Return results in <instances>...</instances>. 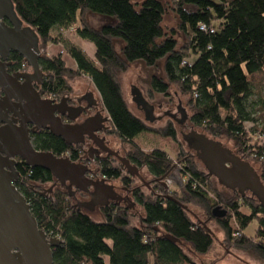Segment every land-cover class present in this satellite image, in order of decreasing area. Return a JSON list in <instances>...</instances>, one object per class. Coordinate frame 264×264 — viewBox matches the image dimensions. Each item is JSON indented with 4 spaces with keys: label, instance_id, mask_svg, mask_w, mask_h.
<instances>
[{
    "label": "trees",
    "instance_id": "trees-1",
    "mask_svg": "<svg viewBox=\"0 0 264 264\" xmlns=\"http://www.w3.org/2000/svg\"><path fill=\"white\" fill-rule=\"evenodd\" d=\"M11 2L17 17L36 33L38 48L44 52L38 60L40 95L61 98L73 92L72 80L87 77L108 118L107 133L128 145V158L145 167L152 177L147 186H132L133 180L119 168L102 162L97 170L99 179L106 183L120 179L122 188L143 212L139 225H132L126 203H109L96 209L101 220L95 221L77 205L73 192L56 186L58 181L51 173L18 160L14 186L24 196L39 229L59 240L52 249L53 264H199L188 252L196 257L209 252L213 244L209 223L223 233L221 245L226 253L241 251L264 264V207L247 191L243 196L219 191L213 184L215 178L199 169L191 152L182 148L170 121L155 129L130 111L118 79L132 63L154 67L163 61V76L151 77L147 97L153 98L154 93L166 96L169 87L175 86L187 97L191 131L232 141L234 155L259 165L258 171L252 169L264 187V0ZM165 9L174 14L177 31L183 35L179 47L176 32L166 33L162 27ZM87 13L111 22L94 28L86 20ZM72 27L79 39L93 45V58L62 33L53 34ZM116 40L122 42L120 53L114 47ZM50 44L62 45L75 69L66 65L62 55L45 54ZM253 97L256 100L252 101ZM143 133L173 141L178 166L162 149L140 150L135 138ZM59 143L34 141L37 150L53 152L60 147L58 150L67 154L52 155H67L76 162L77 148ZM175 171L181 178L178 193L164 188L166 179L176 177ZM188 205L199 208L203 220L191 214ZM214 208L225 216L214 218ZM254 220L257 227L252 236H246L244 231Z\"/></svg>",
    "mask_w": 264,
    "mask_h": 264
},
{
    "label": "water",
    "instance_id": "water-1",
    "mask_svg": "<svg viewBox=\"0 0 264 264\" xmlns=\"http://www.w3.org/2000/svg\"><path fill=\"white\" fill-rule=\"evenodd\" d=\"M10 51L24 59L32 74H15L13 77L6 75L2 62ZM40 56L36 33L17 17L11 0H0V89L3 93L0 99V264H53L52 249L59 244L58 239L48 237L39 229L24 196L14 186L17 160L31 168L48 171L61 185L67 181L66 188L70 194L71 188L89 194L90 200L78 205L83 210L92 211L98 206L109 204L106 199V203L98 205L94 199L106 192L111 195L116 192L103 179H88L85 174L86 166L76 164L68 157L58 158L48 152L37 151L33 147L27 124L34 125L35 129H47L52 135L73 145L80 142L86 134L81 128L62 124L56 116L59 104L54 100L41 99L32 89L31 78L42 74L38 66ZM19 77L24 79V84L18 87L16 79ZM87 92L97 99L90 84L85 93ZM131 95L137 109L143 113L144 122L153 123L159 119L154 117V106L144 99L137 88L131 89ZM14 100L19 103H14ZM9 114H12L11 119H8ZM102 115L108 121L104 112ZM183 140L189 149L196 152L206 171L219 185L242 196L247 191L264 207V187L248 163L203 134L191 131L183 135ZM119 161L126 162L121 158ZM125 203L128 207H133L134 204L132 200ZM212 216L222 218L225 212L214 208Z\"/></svg>",
    "mask_w": 264,
    "mask_h": 264
},
{
    "label": "rangeland",
    "instance_id": "rangeland-1",
    "mask_svg": "<svg viewBox=\"0 0 264 264\" xmlns=\"http://www.w3.org/2000/svg\"><path fill=\"white\" fill-rule=\"evenodd\" d=\"M132 1L136 2L139 0H132ZM91 15L97 16L94 14H91ZM92 18L93 17L90 18V23L95 27H99L101 25V22L98 21L95 17H94V19H92ZM102 18H104L102 20H105V23L107 22V20H109L108 18H105V17H102ZM110 22L111 21L109 20L108 23H110ZM102 23H103V21H102ZM105 23L103 25H105ZM108 23H106V24H108ZM162 27L166 33H168L171 30H174V32H176L174 37L177 41L178 47L184 43L183 35L177 31V20H176L174 14L168 9H165ZM67 30H68L67 32L62 33V35L65 37V39L69 40L72 43H74V40L79 39L75 35V27L69 28ZM60 32L61 31H59V30L58 31L54 30L53 34L56 35ZM116 41L121 42L118 40H116ZM51 45H60V44H50V46ZM114 47H115V50L117 53L121 52V49H119V45L115 44ZM82 48L84 49L83 51L89 57H91V58L94 57V47H93V49H90V50L89 49L87 50L86 47H82ZM46 53L48 55L60 54L63 56V59L66 60L65 63L66 64L68 63L69 59H68V57H66L67 55L65 53H63V51L60 53H52V51L49 49V45H48L45 48V54ZM162 63H163V61H160L154 67H146L142 62H135V63H132L130 65V67L126 73L120 74L118 76V79H119V82H120V85L122 88V92H123L124 97L126 99L127 106L135 116L139 117L140 119L144 118L142 111L137 109L135 103L132 101L131 89L133 87L137 88L141 92L144 99L154 106V117L159 118V119L155 120L153 123H147L146 122V124L151 128L158 129V128L164 127L166 125V123L168 121H170L176 130L177 138H178V141L181 142L182 148L185 151L189 150L191 152V154L194 157V161H195L196 165L199 167V169L206 170L203 162L197 158L196 152L194 150L189 149L188 144L183 140V135H187L193 129L189 124V117H190L191 113H190V110L186 104L187 97L181 95L175 86L169 87V90H168L166 96L154 93L152 96L153 98L150 99L147 97V90L149 87L151 77H153V76L162 77L163 76ZM89 84H90V86H91L100 106H101V103L99 101V96H98L96 90L94 89V87L92 86V84L90 83V81L87 77L81 76V77L76 78L75 80H72L70 82V86L73 90V93H83L84 94ZM263 96H264V87H263ZM251 100L254 101V100H256V98L253 97ZM180 111H182V113ZM104 114H105V112H104ZM183 114H184V118H183ZM194 130H196V129H194ZM196 131L198 133L200 132L199 130H196ZM201 133L202 132H200L199 134H201ZM106 139L109 141V145L112 149H117L121 152H126L130 149L128 145L121 143V141L116 136H114L110 133H107ZM213 140L215 142H218L222 148L228 150L232 155L235 154V149H234L232 141H229L226 138H217V139H213ZM135 141H136V145L144 153L150 152L154 148H158V149H162V150L166 151V153L170 157L173 165L178 166L177 160H176V158H177V146L170 139H165V138H162V137L155 135V134L143 133V134L137 136L135 138ZM234 156H236V155H234ZM238 157H240V156H238ZM245 161H247L248 165L251 168H253L255 171L259 170V165L257 163L253 162L252 160H245ZM174 174L176 175L175 178L166 179V181L164 182V185L166 187L164 186V188L169 189L171 192L176 191L178 193V192H180L179 184L181 182V178L179 177V174L176 171L174 172ZM141 176L143 177V180L145 183H147V181H150L152 178L150 173L147 171L146 168H142ZM133 184H135V186H138L140 183L138 181H135V182H133ZM213 184L223 194L229 195L232 193V191L230 189L219 185L218 181L216 179H213ZM111 185H113V187L116 190L123 193L120 189L121 188L120 179L113 180L111 182ZM145 192L147 193V190H145ZM247 194L249 195L248 192H247ZM130 200H132V199H130ZM133 203H134L133 207H128V208H130V214H132V219H131L132 225L138 226L139 225V218L142 215L143 211L140 208V206L137 205L134 201H133ZM188 209H189V212L191 214L197 215L198 217H200V219L203 220L202 211L199 208L188 205ZM240 210L244 214H248V210L245 207H241ZM84 212L87 215H89L95 221L101 220V217L96 210H92V211L84 210ZM207 226H208V229L210 230V232L212 233L213 244H212L209 252L203 257L192 256L188 252L190 257L194 261H196L199 264H210L212 262H214L213 264H261L258 261H256L255 259H253V257H251L248 254L243 253L241 251L232 250L229 253H226L224 251L222 245H221V243L223 241V233L221 232V230L215 224H212V223L207 224ZM231 226H232L233 230H236L237 227H236L234 222L231 223ZM256 227H257V224H256V221L254 220L245 229L244 234L246 236H252ZM185 250L189 251V249H187V248H185ZM223 255H224V257H223ZM150 262H151V258H149V263Z\"/></svg>",
    "mask_w": 264,
    "mask_h": 264
},
{
    "label": "flooded vegetation",
    "instance_id": "flooded-vegetation-1",
    "mask_svg": "<svg viewBox=\"0 0 264 264\" xmlns=\"http://www.w3.org/2000/svg\"><path fill=\"white\" fill-rule=\"evenodd\" d=\"M4 23L7 26H10L6 20H4ZM39 51L41 55L44 53L43 50ZM2 64L4 65L6 75L10 77H13L15 74H32L31 69L24 62V59L15 52L10 51L6 55V59L2 62ZM22 84H24L23 78L19 77L18 79H16V85L18 87ZM30 85L32 89L39 94L41 99L54 100L56 104H59V112L56 113V116L59 118L62 124L72 125L75 126L76 129L81 128L84 132H86V134L83 135L81 141L74 144V146L77 148L78 154V158L74 163L86 166L87 171L85 174L88 179L92 181L100 180L97 170H99L101 163L104 162L119 168L121 170V173L133 180V182L138 181L140 184H147L144 182L143 177L141 176V170L145 167H140L136 162L129 159L128 151L121 152L110 147L109 141L106 139L107 132L110 129V124L109 122H107V120H104L105 117L102 115L103 112L101 111L100 105L98 104L97 99H94L95 97L90 92H87L83 95L72 92L70 94L62 96L61 98L41 96L40 89L42 85V74L40 77H32ZM2 97L3 93L0 89V99ZM13 102L16 104L19 103L18 100H14ZM180 112L182 113V111ZM11 118L12 114H9L8 119ZM1 125L2 124H0V126ZM16 125H18V122L16 123ZM26 128L29 131L32 145L35 149L36 147L34 145V141L36 139L39 140V144L41 145H49L53 140H55L57 144H60L59 141H61L64 146L71 145L61 138L52 135L47 129H35L34 125L32 124H27ZM93 128L94 131H92ZM73 138L75 139V136H73ZM58 148H56L53 152L41 151L37 149L36 150L41 152H48L50 154H67L60 152ZM62 157L68 156L66 155ZM119 158L125 160L126 162L121 163L119 161ZM108 184L113 187V185H111V182ZM67 185V181L64 182V185H61L59 181L56 182L57 187L62 186L66 190ZM132 186H135V184H132ZM120 189L123 193L117 192V190L115 192L114 189L113 195L106 192L103 195L98 196L94 200L98 205L106 203L107 200H109V203L111 204L113 203L120 205L121 203L123 204L126 201L132 199L130 194L126 193L122 186ZM71 191L73 192V196L77 205L84 204L90 200V195L83 191L74 188H71Z\"/></svg>",
    "mask_w": 264,
    "mask_h": 264
},
{
    "label": "crops",
    "instance_id": "crops-1",
    "mask_svg": "<svg viewBox=\"0 0 264 264\" xmlns=\"http://www.w3.org/2000/svg\"><path fill=\"white\" fill-rule=\"evenodd\" d=\"M91 17H93L92 19H94V17L98 20V21H100L101 22V25L99 26V27H95V26H93L91 23H90V18ZM102 19H104V18H102V17H98V16H92L90 13H87L86 14V20H87V22L92 26V27H94V28H100L101 26H103V24L105 23V20H102ZM102 21H103V23H102ZM109 22V20H107V22L106 23H108ZM105 23V24H106ZM61 32L60 33H64V32H67L68 30H60ZM74 43H75V45H77L78 47H80L82 50H84L82 47H86V49L88 50H90V49H93V45L91 44V43H88V42H86V41H83V40H80V39H78V40H74ZM115 44H117V45H119V49H121L122 48V42H117V41H115L114 42V45ZM49 49L52 51V53H60V52H62V51H64L63 50V47L61 46V45H49ZM66 57H68V56H66ZM68 63L66 64L70 69H75V64H74V62H73V60H71L69 57H68ZM66 61V60H65ZM124 95V94H123ZM124 99H125V97H124ZM125 101H126V99H125Z\"/></svg>",
    "mask_w": 264,
    "mask_h": 264
},
{
    "label": "built area",
    "instance_id": "built-area-1",
    "mask_svg": "<svg viewBox=\"0 0 264 264\" xmlns=\"http://www.w3.org/2000/svg\"><path fill=\"white\" fill-rule=\"evenodd\" d=\"M200 29H203L202 27Z\"/></svg>",
    "mask_w": 264,
    "mask_h": 264
}]
</instances>
